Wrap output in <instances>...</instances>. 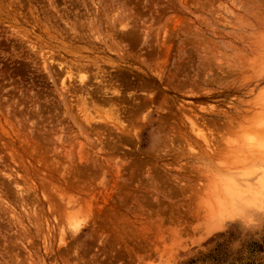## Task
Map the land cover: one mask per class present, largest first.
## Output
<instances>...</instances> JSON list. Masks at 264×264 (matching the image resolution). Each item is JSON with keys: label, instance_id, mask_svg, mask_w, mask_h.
<instances>
[{"label": "rangeland", "instance_id": "obj_1", "mask_svg": "<svg viewBox=\"0 0 264 264\" xmlns=\"http://www.w3.org/2000/svg\"><path fill=\"white\" fill-rule=\"evenodd\" d=\"M0 264H264V0H0Z\"/></svg>", "mask_w": 264, "mask_h": 264}, {"label": "bare ground", "instance_id": "obj_2", "mask_svg": "<svg viewBox=\"0 0 264 264\" xmlns=\"http://www.w3.org/2000/svg\"><path fill=\"white\" fill-rule=\"evenodd\" d=\"M230 187H231V186H230ZM237 190H239V192H241V191H240L241 189H237ZM242 190H243V189H242ZM241 193H243V192H241ZM239 194H240V193H239Z\"/></svg>", "mask_w": 264, "mask_h": 264}]
</instances>
